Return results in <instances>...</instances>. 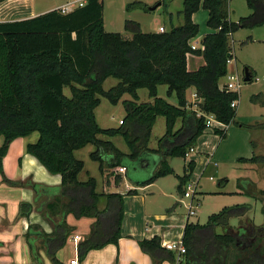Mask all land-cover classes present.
I'll list each match as a JSON object with an SVG mask.
<instances>
[{"label":"trees","instance_id":"obj_1","mask_svg":"<svg viewBox=\"0 0 264 264\" xmlns=\"http://www.w3.org/2000/svg\"><path fill=\"white\" fill-rule=\"evenodd\" d=\"M228 1L183 0L184 23L172 24L162 32H144L137 21L127 20L125 28L133 34L131 38L105 29L102 0H88L69 12L57 8L30 18L0 21V173L8 185H31L35 190L34 202L21 203V217L28 218L37 205L42 216L53 222L51 232L30 224L25 233L34 264H44L41 249L54 264H63L57 253L76 230L67 221L69 215L94 219L90 232L77 244L81 260L91 250L118 244L122 236L125 196L138 190L99 192L95 177L80 180L85 162L76 157L77 150L95 144L91 157L100 161V170H108L116 184L123 175L115 173V168L126 167L125 174L131 178L127 161H142L147 154H155L153 173L141 182L144 186L174 172L168 158L186 157L207 129V115L225 126L246 127L237 121V107L232 106L239 93L222 89L220 79L228 73V60L233 57L229 36L248 23H264V0H247L253 13L238 22L230 19ZM201 7L208 10L211 31L202 39L204 48L193 49L192 42L200 31L193 15ZM190 54L202 55L205 64L190 70ZM109 77L119 82L105 90ZM160 85H167V95L175 97V104L158 95ZM65 87L70 88V96L65 94ZM141 88L148 89L151 101L138 102ZM190 88L195 89L199 100L189 99ZM126 93L133 99L124 101L127 115L120 126H100L95 110L101 96L118 104ZM159 116L165 117L166 130L158 146L151 148L148 143ZM178 120L182 126L175 129ZM260 127L264 129V122ZM213 130L223 138L227 136L224 127ZM34 132H38V139L26 145V153L50 173L60 175L59 185L24 183L9 178L4 171L3 160L11 143ZM101 134L122 136L129 152L110 139L100 138ZM106 155L111 156L108 161ZM239 161L264 165V154L239 157ZM195 165L190 160L179 176L183 194ZM245 191L253 193L248 187ZM250 209L248 204L224 207L210 215L207 223L188 221L182 237L186 251L180 261L174 250L162 245L158 235L139 240V245L154 264L166 260L172 264H227L233 247L237 249L233 264H258L264 257L258 246L245 248L242 252L246 257L238 247L241 239L256 236L262 227L251 221L250 226L242 225L234 232L229 225L231 217L244 216ZM57 212L59 219L55 220ZM219 226L225 229L223 233L217 232Z\"/></svg>","mask_w":264,"mask_h":264},{"label":"rangeland","instance_id":"obj_2","mask_svg":"<svg viewBox=\"0 0 264 264\" xmlns=\"http://www.w3.org/2000/svg\"><path fill=\"white\" fill-rule=\"evenodd\" d=\"M36 1L42 2L45 0ZM102 1L104 4L105 29L111 32H120L127 38H131L133 35L125 28L127 20L137 21L140 24L141 30L144 32H159L161 25L168 29L172 24L181 25L184 23L182 14L183 0ZM59 2L57 1L55 4H59ZM155 6H157L156 9H150ZM227 8L230 19L234 22H238L241 18L250 16L253 13V9L248 5L247 0H229ZM194 19L200 28L195 42L201 47L204 35L211 31L207 23L208 10L201 7L194 14ZM229 44L233 57L231 58V62L228 63V73L223 77L220 85L227 81L228 75L233 74L239 76L241 81L239 91L240 101L237 103L238 107L236 106L239 112L238 120H240V123H246L247 125L246 127L237 126L236 124L233 125L237 128L240 127L246 133L248 139L245 136L243 139L238 137L231 142H226L229 139L228 134L223 138L219 134H216L212 128L206 129L198 140L197 145L199 149L197 151L196 145L194 146L195 151L186 157H171L169 162L174 168V172L161 176L148 185L142 186L140 183L139 194L146 196L145 202L150 211L162 212L165 207L169 208V210L170 207H175L178 215L185 216L188 214V205L192 199L181 198L183 192L179 190V176L184 174V166L187 160L191 158V155H203L206 158L208 154L213 155V163H217L211 164L205 169V166L201 167L198 164L192 176V179L200 176V185L202 187L198 188L197 193H195L193 205L196 214L190 216V221L204 224L208 222L210 215L220 212L224 207L248 204L251 206V209L247 214L231 217L229 225L234 232L242 225L250 226L251 221L261 226L262 228L256 230V236L241 239V245L238 248H241L240 251L243 254L245 248L258 246L264 253V165L239 161V157L241 156H250L254 153L264 154V129L259 127V123L264 122V23H248L246 26L240 27L229 36ZM246 67H249L254 72V78L249 82L244 81V69ZM118 82L119 79L115 77L107 78L104 82L105 90H109ZM166 90L167 85H161L158 95L175 104V97L168 96ZM64 91L66 95H71L70 88L65 87ZM138 94V102L152 100L146 88L139 89ZM132 99V96L126 93L118 104H112L106 97L101 96V103L95 110L100 126L104 128L119 127L121 124L120 120L124 119L127 115L124 101ZM191 100L196 101L193 97ZM194 108L197 109L196 105ZM252 124L253 126H249ZM181 126L182 120H178L175 129H179ZM165 130V117L159 116L153 126L148 146L151 148L157 147L158 141L164 135ZM38 136V132H34L24 137L26 145L30 142H35ZM99 137L110 139L122 151L129 152V148L122 136L108 138L101 134ZM201 139L207 143L201 145ZM96 148L95 144H88L86 147L77 150L75 155L85 162L84 169L79 174V179L86 180L89 176H93L98 181L97 189L102 190L106 178H110L111 174L104 176V172L100 170V161H96L91 157V153ZM144 157L147 164L145 166L140 159L127 161L129 165L128 173L131 178L127 176L125 178L134 188L137 186L135 182L145 181L153 173L155 158L157 159V156L149 153ZM124 175L126 174L124 173ZM210 176L213 178L210 179ZM31 179V177L24 179L23 182H33ZM4 183L7 184L6 182ZM7 186L11 185L7 184ZM25 187L28 191H32L31 185ZM247 187L252 189V194L254 195L245 191ZM122 189L118 187L115 190H117L116 192L122 193ZM166 194L168 195L166 196ZM20 206L19 204L18 208ZM37 224L39 223H34L33 225ZM216 230L218 233L225 231L222 226L217 227ZM236 253L237 249L233 247L227 264H233ZM244 256L246 257L247 255ZM258 264H264V257L263 261Z\"/></svg>","mask_w":264,"mask_h":264},{"label":"crops","instance_id":"obj_3","mask_svg":"<svg viewBox=\"0 0 264 264\" xmlns=\"http://www.w3.org/2000/svg\"><path fill=\"white\" fill-rule=\"evenodd\" d=\"M57 1H60L59 4H55ZM68 1L70 0H45L42 2H37L36 0H3L0 1V21H13L34 17L47 11L60 8ZM160 27H164L166 29L163 25ZM203 64H205V60L202 55L190 54L188 56V68L190 70H195ZM222 80L223 77L220 79V84ZM194 94L195 89L190 88L187 93L189 99H192ZM239 101L240 98L238 102ZM236 119L237 121H240L238 120V110ZM215 126L224 127L226 129L229 137L226 142H231L238 137L243 139L245 136L248 139L246 133H244L240 127L237 128L234 127V125L225 126L222 123L220 124L215 122L212 127H207V129H213ZM206 143V141H201V145H205ZM196 147L197 151L199 147L198 145ZM252 155L241 157L249 158ZM212 156L213 155L208 154L206 158L203 155L199 156L194 154L187 160V163L190 160H194L196 163L195 168L199 164L201 167L205 166V169L209 165L217 163H213L214 158H212ZM110 158V155H106V161ZM170 159L171 157L168 158L169 161ZM142 164L144 166L147 165L146 160H142ZM3 167L6 175L13 180L23 181L24 179L31 177L33 182L48 186L59 185L61 182L60 175L50 173L34 156L26 153V141H24V137L18 138L11 143L9 152L3 160ZM108 173L109 171L106 170L104 172V176ZM193 174L189 180H198V188L202 187V185H200V176L192 179ZM125 176L126 175L122 176V180L118 184L115 183L112 177L106 178V182L104 183V187L102 186V190L97 189V191L105 193L116 192L117 190L115 189L120 187L123 188L122 193L125 194L129 189H134V187L128 183ZM135 183L137 184V194L125 196L124 219L121 229L122 236L119 239L118 244L110 243L100 249L91 250L85 259H79L77 251L78 243H76L72 238L75 234H80L83 237L87 235L90 232L94 219L90 217L77 219L73 215H69L67 217L68 223L75 226L76 230L69 237L65 246L57 253L58 259L63 264H67L75 257L79 259L80 264H154L151 256L141 249L139 240L158 235L161 237L163 245L164 243L175 242L182 239L185 225L188 221H190V217L187 218L188 214L185 216L178 215L175 207H170V210L165 207L162 212L150 211L147 208V203L145 202L146 196H141L139 194V185L141 182ZM167 195L168 194H166V196ZM34 198L35 190L33 188L32 191H28L25 186H7V184L3 182V176L0 173V264H34L32 261L31 251L25 237V233L27 232L29 225L39 223L38 225L43 228L44 231H52V219H49L47 216L43 217L42 213L37 210V205H35V209L31 212L28 218L20 216V209L18 208L19 204L21 205L22 202H34ZM44 200L48 201V199L46 200L45 198L43 201ZM54 216L55 220H58L59 212H57ZM41 256L44 259V264H54L48 255H46L44 249H41ZM161 264L172 263L166 260Z\"/></svg>","mask_w":264,"mask_h":264},{"label":"built area","instance_id":"obj_4","mask_svg":"<svg viewBox=\"0 0 264 264\" xmlns=\"http://www.w3.org/2000/svg\"><path fill=\"white\" fill-rule=\"evenodd\" d=\"M88 0H70L68 1L65 5H63L61 8L62 12H69L73 9H75L76 7H82L87 3ZM160 31H165L164 27H160ZM192 48L193 49H203L204 46L202 44L201 47H199L197 45V42H195V40L192 42ZM231 62V58L228 60V63ZM221 88L226 89L228 91H233V92H237L239 93L240 88H241V81L238 75H228V79L227 81L221 85ZM193 99L195 100H199L197 99V94L195 93L193 95ZM238 100L233 101L232 106H237ZM207 117H209L207 119V126L208 127H212L214 125L215 122L220 123L219 121H217L215 119V117L213 115H208ZM120 123H122V120L120 121ZM221 124V123H220ZM195 151V147H191L188 152L186 153V156L190 155L191 152ZM126 171V167H118L114 169L115 173H121L122 175H124ZM210 178H213L212 176ZM188 183V185H187ZM186 183V187H185V192L184 194L181 196V198L185 197V198H191V202L188 205V216L187 218H189L191 215L196 214V210H194V205H193V199L195 198V193H197L198 191V183L199 181H188ZM84 237L81 236L80 234H75L73 236V240L78 243L79 241H81ZM163 246L169 250H174L176 252L177 255V259L178 261H180V258L182 257V255L185 253L186 248L184 246L183 240H179V241H175V242H170V243H164ZM67 264H80V261L77 257L71 259Z\"/></svg>","mask_w":264,"mask_h":264},{"label":"water","instance_id":"obj_5","mask_svg":"<svg viewBox=\"0 0 264 264\" xmlns=\"http://www.w3.org/2000/svg\"><path fill=\"white\" fill-rule=\"evenodd\" d=\"M160 5V4H159ZM158 6V5H157ZM157 6H155V7H151V9H156V7ZM253 78H254V73H253V71L249 68V67H246L245 69H244V81L245 82H249V81H251V80H253Z\"/></svg>","mask_w":264,"mask_h":264}]
</instances>
